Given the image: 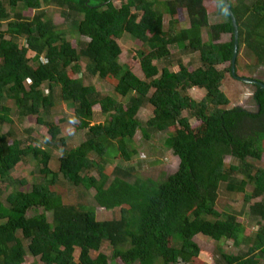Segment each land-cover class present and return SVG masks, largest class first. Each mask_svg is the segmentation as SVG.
<instances>
[{"label":"trees","instance_id":"16d2710c","mask_svg":"<svg viewBox=\"0 0 264 264\" xmlns=\"http://www.w3.org/2000/svg\"><path fill=\"white\" fill-rule=\"evenodd\" d=\"M216 3L226 19L210 24L204 0H119V5L113 0H0V124L12 122L11 111L35 115L36 124L47 129L46 144L62 151L54 171L49 167L51 149L38 146L37 138L26 136L30 141L23 146L11 131H0V183L11 182V171L24 158L37 162L41 178L27 190L13 187L5 196L7 205L0 198V264H25L28 252L43 264H111L115 259L123 264H187L201 251L193 240L198 234L248 245L237 214L215 207L222 185L230 194L243 192L246 203L259 198L249 205L259 225L246 250L229 253L217 246L212 263L260 264L264 168L248 159L258 160L263 152L264 89L254 84L256 111L225 107L229 103L221 90L225 73L237 79L244 76L237 69L236 76L231 72L233 24L224 1ZM228 3L238 27L237 56L244 46L256 65H264V0ZM49 4L59 9L66 23L75 24L71 31L84 40L66 37L64 22L54 24L45 15L43 6ZM26 9L34 10L31 17L23 15ZM183 13L188 26L176 28ZM164 15L169 16L167 29ZM123 33L142 43L133 56L143 78L118 60L117 38ZM223 34L229 39L221 40ZM171 45L197 52L200 65L190 68L179 62L177 69H169L164 64ZM85 77L102 79L118 99L101 93ZM56 86L61 100L73 110L71 124L85 133L73 147L60 136L59 125L45 119L54 106ZM195 87L205 90L198 101L188 94ZM146 105H151L152 115L142 123L137 113ZM184 110L198 121L196 126L182 115ZM96 115L104 120L93 121ZM137 130L144 138L167 132L164 144L178 158L174 172L141 177L133 167L116 163L136 154L132 143ZM227 155L234 162L228 166ZM58 174L73 186L94 189L96 204L118 208L119 216L98 220L93 208L64 203L52 189Z\"/></svg>","mask_w":264,"mask_h":264},{"label":"rangeland","instance_id":"374dc122","mask_svg":"<svg viewBox=\"0 0 264 264\" xmlns=\"http://www.w3.org/2000/svg\"><path fill=\"white\" fill-rule=\"evenodd\" d=\"M116 5H119V0H113ZM204 5L208 14V22L210 24L221 22L226 19L225 13L223 10H219L217 7L216 0H204ZM43 10L45 15L50 18L54 24L60 25L64 22L66 31V37L71 41L74 39H82L84 38L75 33L74 27L75 25L72 21L66 23L64 21L63 16L60 14L59 9L52 4L47 6H43ZM10 9H8V12ZM14 11V10H13ZM11 10L10 12L13 13ZM34 13V10L26 9L23 11V15L26 17H31ZM183 20L177 22L175 24L176 28H182L188 26V21L183 14ZM180 15V16H181ZM45 16V17H46ZM169 16L164 15L163 18V26L165 29L168 27ZM6 26V22L3 21L2 27ZM203 39H206V30L202 29ZM229 34H223L221 36V40L229 39ZM77 39V40H78ZM88 39V38H85ZM117 42L121 48V53L118 57V60L121 64L131 65L132 71L139 77L143 78V73L140 69L138 60L135 59L133 54L136 50H138L142 43L140 40L131 37L129 34L123 33L121 37L117 38ZM171 56L168 61L165 62L164 65L171 69L174 67L178 68V63L181 62L185 65L191 67H196L200 65L199 55L197 52H187L180 48V45H171L169 46ZM237 64H235V69L239 73V76H244L248 78H254L259 81L264 82V65L257 64L256 58L250 51L242 46L238 56H237ZM159 68H161V61L156 62ZM228 63L218 65V68H223ZM83 66V64L81 63ZM237 73V74H238ZM82 74V73H81ZM77 75V74H75ZM85 82H92L95 84V87L98 91L103 94H109L115 96L118 99V96L114 94L113 89L106 82L99 78H88L85 77ZM27 83V82H26ZM47 86H43L44 93L47 94ZM255 86L253 83L244 82L240 79L232 77L228 72L225 73L224 79L221 83V90L225 93V95L229 99L228 105L225 107H233V106H241L249 111H256L257 104L252 98L253 91ZM59 87L56 86L53 89L52 98L54 100V106L51 107L47 113L45 112V119L52 120L56 122L60 127V136H62L67 145L76 146L85 138L84 130L76 129L72 124L73 118V110L70 105H67L60 98ZM188 94L194 100H200L205 94V90L203 88H191L188 90ZM152 115V107L151 105H146L137 113V117L140 119L142 123ZM183 116H187L189 118V122L192 127L198 124V121L191 117L190 113L187 110L182 112ZM10 118L12 120L11 123L4 122L0 124V131L2 133L11 131L14 136L22 139V145H26L30 140H25L26 136L37 138V145L42 148L49 147L51 149L52 158L49 162V167L57 171V158L61 155V150L55 146L46 144L45 138L48 137L47 129L44 126L37 125L35 121V115L26 116L20 113L10 112ZM104 118L101 116H95L93 121H103ZM93 121L91 123H93ZM28 129V131H25ZM167 135V132H157L151 133L149 138H144L140 131H136L134 135V142L132 145L136 149V154L132 157L130 161H118L116 162L121 167L126 168L128 166L133 167V171L141 176V177H152L157 178L160 176H165L169 173H172L176 170L178 166V158L174 155L169 147L164 144V139ZM249 162H251L255 167L264 168V144H263V152L261 158L256 160L249 158ZM225 165L228 166L232 162L230 156H225L224 158ZM164 174V175H161ZM135 175V174H133ZM241 177V175H237ZM50 177V176H49ZM41 180L40 175L38 174V166L37 162L33 159L24 158L15 169H13L10 173V181L6 183H0V188H2L3 193L1 194V200L4 204L7 205L5 196L7 193L13 188L17 186H21L20 188L23 190L30 189V186L33 184L35 180ZM25 180L24 184H21L20 181ZM57 183L53 184L52 189L57 190V192L62 196V200L64 203L69 204H80V206H84L87 208H93L95 211L96 219L105 220L117 218L119 216L118 208L113 210L104 209L96 204L93 199L94 189H84L81 187H76L66 182L61 175H57L56 178ZM7 183H9L7 185ZM6 186V187H4ZM6 188V189H5ZM249 188V187H248ZM259 198L251 199L249 202H244V193L238 192L233 195L230 194L224 187V185L220 186L218 190V197L216 200L215 207L219 212L222 213H236L237 219L244 226L243 235L248 238V245L246 243H241L239 246L233 244L232 240H224L222 242L215 241L208 236H204L198 234L194 236L193 240L197 243L199 248L201 249L200 253L193 258L187 264H213L212 259L215 252V249L220 247V250L229 253H237L241 250H246L247 246L251 245L254 241L255 232L258 228V219L253 217L249 212V205L258 200ZM38 211H41L39 209ZM33 214L34 212H29V214ZM48 221L51 222V214H47ZM253 240V241H252ZM27 242L24 241V245L26 246ZM103 250L106 253L110 252V249L103 246ZM79 249H75L74 255L78 256ZM90 255L92 257L95 256V252L91 251ZM36 263L43 264L38 257L32 256L29 252L26 253L25 264L26 263ZM111 264H123L119 259H115L111 261ZM137 264V263H134ZM158 264V263H157ZM160 264V263H159ZM183 264V263H179ZM260 264H264V259L260 260Z\"/></svg>","mask_w":264,"mask_h":264},{"label":"water","instance_id":"95a60500","mask_svg":"<svg viewBox=\"0 0 264 264\" xmlns=\"http://www.w3.org/2000/svg\"><path fill=\"white\" fill-rule=\"evenodd\" d=\"M223 1H224V6H225L230 18H231L232 24H233L234 41H233V52H232V58H231V72L234 76H236L235 75V61H236L237 49H238V27L236 24L234 14L232 13V11L229 7L228 0H223ZM238 78L244 82H250L253 84H257L264 89V82H262V81H259V80L254 79V78H248V77H238Z\"/></svg>","mask_w":264,"mask_h":264}]
</instances>
